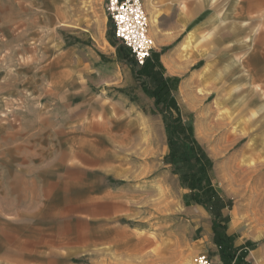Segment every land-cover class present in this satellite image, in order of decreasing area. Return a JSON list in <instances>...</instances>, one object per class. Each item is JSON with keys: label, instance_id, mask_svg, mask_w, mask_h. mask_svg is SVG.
Wrapping results in <instances>:
<instances>
[{"label": "rangeland", "instance_id": "1", "mask_svg": "<svg viewBox=\"0 0 264 264\" xmlns=\"http://www.w3.org/2000/svg\"><path fill=\"white\" fill-rule=\"evenodd\" d=\"M170 1L141 68L105 0H0V160L31 157L30 190L0 165V264H264V0L189 43Z\"/></svg>", "mask_w": 264, "mask_h": 264}, {"label": "crops", "instance_id": "2", "mask_svg": "<svg viewBox=\"0 0 264 264\" xmlns=\"http://www.w3.org/2000/svg\"><path fill=\"white\" fill-rule=\"evenodd\" d=\"M211 0H171L169 5H166L161 8L164 11L163 15H160L159 19H166V29L171 32L172 35H180L183 32L189 33V36L186 38V43H189L192 39V31L195 29H206L211 26L212 14L210 11V3ZM186 5V7H184ZM152 27L155 24L156 18L153 16L152 18ZM191 30V31H190ZM155 39H159L160 35L158 33L154 34ZM176 55L172 56H164L163 63L167 67L169 72H173V63L177 60ZM178 61V60H177ZM187 65V62L184 63ZM183 65V67L185 66ZM203 70H205L203 68ZM201 70V71H203ZM205 75L200 74L194 75L192 79L194 82H200L204 79ZM191 93V90H189ZM244 134V133H243ZM245 137V136H243ZM235 139V137H234ZM247 151L249 150V145L246 147ZM6 163L12 165L11 175L7 174L5 179L15 180V185L11 184V186H17L19 189H31V157L23 156L21 158H13L8 159L5 158ZM5 160L1 159L0 165L5 166ZM9 161V162H8ZM18 164H21L19 167ZM264 167H262L263 169ZM6 169V167L4 168ZM264 174V170H262ZM5 172L2 171V175L4 176ZM245 176L249 178L248 174H245L242 180H244ZM264 181V180H263ZM264 184V183H263ZM8 187V186H7ZM264 216V208L260 210ZM250 234V232H248ZM252 233V231H251ZM259 238V236L257 237ZM15 254V251H12ZM252 258L258 262L260 258V251H253Z\"/></svg>", "mask_w": 264, "mask_h": 264}, {"label": "built area", "instance_id": "3", "mask_svg": "<svg viewBox=\"0 0 264 264\" xmlns=\"http://www.w3.org/2000/svg\"><path fill=\"white\" fill-rule=\"evenodd\" d=\"M104 12L113 25V35L127 46L138 66L150 57L154 41L148 33V16L142 0H105ZM194 264H215L206 253L197 254Z\"/></svg>", "mask_w": 264, "mask_h": 264}, {"label": "trees", "instance_id": "4", "mask_svg": "<svg viewBox=\"0 0 264 264\" xmlns=\"http://www.w3.org/2000/svg\"><path fill=\"white\" fill-rule=\"evenodd\" d=\"M121 48H122V49H121L122 51H123V50L126 51V55H128V57H127L126 60H127V61H128V59L131 60L133 66H137V67H141V68H144V67L147 66V63H148V60L150 59V57L146 60V62H145L144 65H142V66H138L136 60L134 59L133 55L131 54L130 49H129L127 46L123 45V44L121 45Z\"/></svg>", "mask_w": 264, "mask_h": 264}, {"label": "bare ground", "instance_id": "5", "mask_svg": "<svg viewBox=\"0 0 264 264\" xmlns=\"http://www.w3.org/2000/svg\"><path fill=\"white\" fill-rule=\"evenodd\" d=\"M249 176H250V174H249ZM246 178H247V177H246ZM172 251H173V250H172ZM178 255H179V254H178ZM183 258H184V257H183ZM183 258H182V259H183ZM175 262H177V261L175 260ZM175 262H174V263H175ZM176 264H177V263H176Z\"/></svg>", "mask_w": 264, "mask_h": 264}]
</instances>
